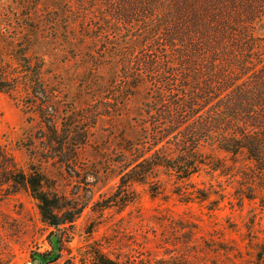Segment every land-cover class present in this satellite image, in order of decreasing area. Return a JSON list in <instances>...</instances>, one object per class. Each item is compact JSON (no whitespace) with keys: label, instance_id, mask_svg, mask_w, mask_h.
Listing matches in <instances>:
<instances>
[{"label":"trees","instance_id":"obj_1","mask_svg":"<svg viewBox=\"0 0 264 264\" xmlns=\"http://www.w3.org/2000/svg\"><path fill=\"white\" fill-rule=\"evenodd\" d=\"M65 3L69 25L78 30L79 41L88 42L80 50L77 103L82 120L92 126L80 135L59 129L56 98L42 79L43 62L23 52L15 58L17 69L0 65V93L18 97L24 112L36 116L45 149L56 156L68 145L75 160L91 130L100 124L109 129L105 140L114 154L104 158L103 174H113L117 183L113 194L94 206L121 210L137 200L134 185H146L154 197L162 186L160 173L188 182L207 168L236 178L237 201L257 199L263 211L264 38L256 32L264 24V0ZM46 175L42 162L21 170L0 154V186L29 192L40 221L57 231L85 206L49 191ZM50 245L47 260L54 262L59 248ZM96 260L120 264L103 253ZM256 260L264 264V243Z\"/></svg>","mask_w":264,"mask_h":264},{"label":"rangeland","instance_id":"obj_2","mask_svg":"<svg viewBox=\"0 0 264 264\" xmlns=\"http://www.w3.org/2000/svg\"><path fill=\"white\" fill-rule=\"evenodd\" d=\"M68 22L65 0H0V65L17 69L15 58L21 52L41 60L44 85L56 98L59 129L80 135L92 126L91 120H82L77 103L80 50L88 42L79 41L78 30ZM256 35L264 38V24ZM101 74L107 75L105 70ZM16 98L0 93V154L21 170L42 162L48 190L85 207L56 231L40 221L29 192L0 186V264H98L99 253L120 264L257 262L264 243V210L257 199L237 201L236 178L207 168L188 182L160 173L158 195L152 197L146 185H134L135 202L99 211L94 204L110 197L117 183L113 174H103L104 158L114 154L105 140L109 129L100 124L91 130L75 160L68 145L56 156L46 151L36 116L26 114ZM96 172L100 177L94 180ZM52 242L59 248L54 262L47 260Z\"/></svg>","mask_w":264,"mask_h":264},{"label":"water","instance_id":"obj_3","mask_svg":"<svg viewBox=\"0 0 264 264\" xmlns=\"http://www.w3.org/2000/svg\"><path fill=\"white\" fill-rule=\"evenodd\" d=\"M34 264H38V261H35Z\"/></svg>","mask_w":264,"mask_h":264}]
</instances>
